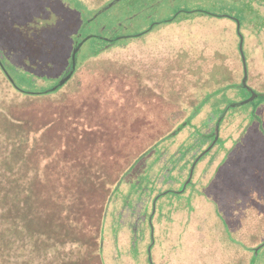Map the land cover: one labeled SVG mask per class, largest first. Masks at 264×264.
<instances>
[{"label":"trees","instance_id":"1","mask_svg":"<svg viewBox=\"0 0 264 264\" xmlns=\"http://www.w3.org/2000/svg\"><path fill=\"white\" fill-rule=\"evenodd\" d=\"M244 2L249 17L264 13V0ZM102 10L90 12L85 24ZM43 19L44 25L39 26L38 20L34 25L48 39L53 20ZM92 37L101 46L80 61L76 52V68L70 79L82 66L83 73L92 74L83 86L57 98L59 102L52 96L58 89L50 90L53 85L46 86L48 82L39 86L27 71L21 70L23 77L16 81L10 73L16 68L0 53V76L6 84L0 88V264H131L139 260L155 264L153 217L161 209L162 196L180 194L195 176L205 173L207 166L216 165L213 149L222 152L216 146L222 128L210 125L203 130L200 123L192 124L197 113L212 99L230 100L229 107L245 104H237L244 100L233 97L242 88L255 94L248 101L252 105L247 114L264 132V109L261 116L257 113L264 104V94L256 93L247 81L246 86L237 84L224 68L218 66L220 70L208 74L190 61L174 60L171 64L183 71L182 82L171 69L166 71L167 77L159 76V85L162 90L166 87L170 100L167 105L161 97L153 98V92H158L151 88V76L143 68L117 59H93L110 46V40ZM33 45L28 41L29 49L40 46V41ZM67 62L66 70L70 69L71 55ZM188 85L203 93L199 100L187 97ZM181 96L185 105L178 108ZM258 97L261 99L254 103ZM208 107V115L222 110ZM145 109L159 118L157 124L144 119ZM178 116L186 118L176 125L173 119ZM181 131H185L183 139L175 142ZM211 132L218 134L213 143L206 140ZM160 144L162 150L158 149ZM182 147L190 149L188 161L169 168L156 180L150 178L158 157L171 159ZM222 161L226 162L225 156ZM217 166L215 170L220 171ZM175 168L177 174L173 173ZM185 169V177L178 179ZM164 176L170 178L167 183ZM176 182L175 189L172 184ZM55 242L60 246L49 252L47 248ZM260 245L264 247L263 240ZM143 246L147 255L141 259Z\"/></svg>","mask_w":264,"mask_h":264},{"label":"rangeland","instance_id":"2","mask_svg":"<svg viewBox=\"0 0 264 264\" xmlns=\"http://www.w3.org/2000/svg\"><path fill=\"white\" fill-rule=\"evenodd\" d=\"M109 1L0 0V53L16 68L10 69L14 79L20 82L23 70L31 73L39 86L44 82H48L46 86L55 85L58 81L52 79L63 76L77 43L91 37L80 46L77 61L101 46L92 37L96 36L110 40V46L93 59H117L143 68L145 74L151 76V88L158 92H153V98L161 97L167 105L170 100L165 94L166 87L162 90L159 85V76L167 77L166 71L171 69L177 81L182 82L183 71L171 64L177 59L190 61L208 74L222 67L237 84L246 75L247 84L256 93L264 94V13L249 17L244 0H117L111 5L113 0ZM101 7L104 10L85 24L89 13ZM43 18L48 19L46 22L53 20L48 39L42 35V30L39 32V26L45 24ZM37 20L38 27L34 25ZM28 41H32L33 46L40 41V46L29 49ZM84 67L78 68L72 79L52 95L57 102V98L83 86L84 80L90 77L92 72L83 73ZM4 86L3 82L0 88ZM185 91L194 101L203 95L191 85ZM249 95L241 88L233 97L241 101L249 99ZM260 99L256 98L254 103ZM229 101L212 99L192 121L194 125L200 123L203 130L210 125L213 129L220 116L227 114L218 124L223 139L216 141L218 134L212 132L206 139L216 141L226 162L223 163L224 159L220 163L222 152L215 147L213 151L218 160L215 166H207L205 173L195 176L193 183L185 186L180 194L162 196L161 209L153 217L157 243L152 249L155 264H264V247L260 245L262 240L264 242V132L260 123L252 122L247 114L251 102L229 107L232 104ZM209 104L215 111L222 109L221 112L208 115ZM184 105L181 96L178 108ZM263 109L264 104H260L257 109L260 116ZM142 113L151 124L159 121L149 110ZM123 117L134 121L129 116ZM185 118L178 116L173 122L178 125ZM184 135L185 131H181L174 141H181ZM235 142L238 144L232 150ZM163 148L162 144L158 146L159 150ZM188 150L182 147L171 159L167 155L158 157L155 166H151L150 178L156 180L169 168L188 161ZM216 166L220 171L215 170ZM177 170L175 168L173 173ZM183 172L178 179L185 177L187 169ZM169 179L164 176L166 183ZM178 184L173 183V188ZM56 246H60L59 243L47 249L50 252ZM141 250L142 259L147 253L144 246ZM253 252L257 253L255 258ZM131 264L142 263L139 260Z\"/></svg>","mask_w":264,"mask_h":264},{"label":"water","instance_id":"3","mask_svg":"<svg viewBox=\"0 0 264 264\" xmlns=\"http://www.w3.org/2000/svg\"><path fill=\"white\" fill-rule=\"evenodd\" d=\"M115 1L117 0H113L112 2H110L109 5L113 4ZM108 5V6H109ZM88 38V37H87ZM83 39L81 42L77 43L76 46L72 49V52H71V66H70V69L66 70L63 74V76L58 80V82L53 85L50 90L54 91L58 88H60L72 75L74 69H75V65H76V52L78 51V49L80 48V46L82 45V43L87 39ZM245 81H246V75H244L243 79H242V86H246L245 84ZM255 94L252 92L251 93V96L249 97V99H246L244 100L243 102H240V103H237V104H242V103H246L250 100H252L254 98ZM227 109V108H226ZM225 109V111H226ZM223 115L220 116V118L222 117ZM219 118V119H220ZM219 119L217 120V124H216V128H218V123H219Z\"/></svg>","mask_w":264,"mask_h":264}]
</instances>
